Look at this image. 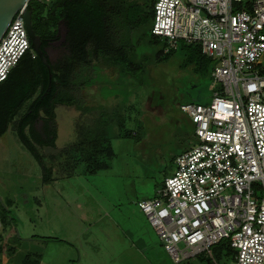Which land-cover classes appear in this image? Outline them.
<instances>
[{
	"label": "rangeland",
	"instance_id": "rangeland-1",
	"mask_svg": "<svg viewBox=\"0 0 264 264\" xmlns=\"http://www.w3.org/2000/svg\"><path fill=\"white\" fill-rule=\"evenodd\" d=\"M116 1L123 7L125 30L128 19V26L138 28V20L156 2ZM138 35L145 39L147 53L167 54L166 40L151 43L147 25L137 29ZM178 46L150 64L142 84L101 67L95 83L82 91L89 105L125 104L133 119L129 127L140 133L138 141L113 140L116 157L109 169L85 174L84 163H79L74 176L62 175L69 172L60 170L63 151L76 143L77 125L85 119L74 106L56 108V147L40 148L52 167L53 183L43 182L42 167L18 137L20 116L10 124L0 137V264H176L138 203L153 199L165 178L175 173L174 158L197 144L195 125L181 105L208 104L214 95L215 61L198 71ZM258 69L264 74V56ZM50 156L60 157L52 163ZM209 257L214 264H235V250L225 243L213 247Z\"/></svg>",
	"mask_w": 264,
	"mask_h": 264
},
{
	"label": "built area",
	"instance_id": "built-area-1",
	"mask_svg": "<svg viewBox=\"0 0 264 264\" xmlns=\"http://www.w3.org/2000/svg\"><path fill=\"white\" fill-rule=\"evenodd\" d=\"M30 1V0H29ZM21 8L0 40V84L36 58ZM152 33L198 44L216 63L210 103H185L197 144L138 203L176 264L228 240L235 264H264V0H156Z\"/></svg>",
	"mask_w": 264,
	"mask_h": 264
},
{
	"label": "trees",
	"instance_id": "trees-1",
	"mask_svg": "<svg viewBox=\"0 0 264 264\" xmlns=\"http://www.w3.org/2000/svg\"><path fill=\"white\" fill-rule=\"evenodd\" d=\"M154 7L155 3L149 14L138 20V28L147 25L153 37L151 43L157 45L160 38L152 33ZM28 9L50 68L39 55L36 58L25 56L0 84V137L20 116L16 128L18 137L42 167L43 182L53 183L52 167L40 148L56 147V108L74 106L85 119L77 125L76 143L63 151L66 156L60 170L65 168L69 172H60L63 176H74L76 170L73 168L79 163H84L82 173L85 174L109 169L116 157L113 140L138 141L140 133L129 127L133 119L126 114L125 104L89 105L82 91L95 83V74L101 67L115 69L119 79H133L142 84L150 64L167 58L171 50L166 51L165 56H161L162 51L154 55L147 53L143 46L145 39L140 35L135 37L138 28L128 26L129 19L125 30L127 21H123V7L116 0H53L49 3L30 0ZM61 26L65 27L64 36ZM62 38L58 54L50 59L46 48ZM179 44L198 71L213 62L206 58L198 44L183 41ZM177 49L179 46L174 50ZM194 141L196 143L197 139ZM59 157L50 156L51 162ZM222 243L230 246L228 240H222L213 247ZM197 258L214 264L209 256Z\"/></svg>",
	"mask_w": 264,
	"mask_h": 264
},
{
	"label": "water",
	"instance_id": "water-1",
	"mask_svg": "<svg viewBox=\"0 0 264 264\" xmlns=\"http://www.w3.org/2000/svg\"><path fill=\"white\" fill-rule=\"evenodd\" d=\"M28 1L29 0H0V40L7 31L16 13L23 8ZM25 15L27 19V29L32 41V48L50 68V64L44 55V50L42 49V40L34 30L31 11L26 10Z\"/></svg>",
	"mask_w": 264,
	"mask_h": 264
},
{
	"label": "flooded vegetation",
	"instance_id": "flooded-vegetation-1",
	"mask_svg": "<svg viewBox=\"0 0 264 264\" xmlns=\"http://www.w3.org/2000/svg\"><path fill=\"white\" fill-rule=\"evenodd\" d=\"M27 10H29L28 8H27ZM30 11V10H29ZM32 13V12H31ZM27 20V19H26ZM32 22H33V16H32ZM33 27H34V24H33ZM64 36V35H63ZM63 39L64 38H62L61 40H59V41H57V42H52L51 44H50V46H48L47 48H46V52H47V54L49 55V57H50V59H52V53L53 54H55V57H56V55L58 54V52H59V48H58V46L63 42Z\"/></svg>",
	"mask_w": 264,
	"mask_h": 264
},
{
	"label": "crops",
	"instance_id": "crops-1",
	"mask_svg": "<svg viewBox=\"0 0 264 264\" xmlns=\"http://www.w3.org/2000/svg\"><path fill=\"white\" fill-rule=\"evenodd\" d=\"M60 31H61V29H60Z\"/></svg>",
	"mask_w": 264,
	"mask_h": 264
}]
</instances>
